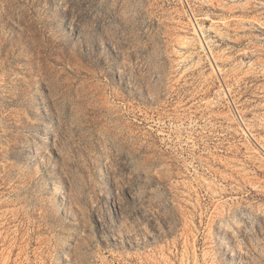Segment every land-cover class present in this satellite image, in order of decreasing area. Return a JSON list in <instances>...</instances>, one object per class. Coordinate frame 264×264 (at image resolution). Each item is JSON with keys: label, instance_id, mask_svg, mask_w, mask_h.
<instances>
[{"label": "rangeland", "instance_id": "obj_1", "mask_svg": "<svg viewBox=\"0 0 264 264\" xmlns=\"http://www.w3.org/2000/svg\"><path fill=\"white\" fill-rule=\"evenodd\" d=\"M0 264H264V0H0Z\"/></svg>", "mask_w": 264, "mask_h": 264}]
</instances>
